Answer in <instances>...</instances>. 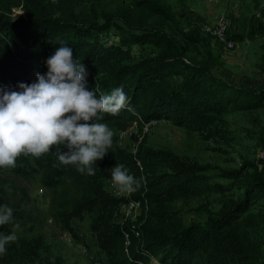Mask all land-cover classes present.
<instances>
[{
	"label": "trees",
	"instance_id": "16d2710c",
	"mask_svg": "<svg viewBox=\"0 0 264 264\" xmlns=\"http://www.w3.org/2000/svg\"><path fill=\"white\" fill-rule=\"evenodd\" d=\"M155 3L149 8L160 13L164 21L132 20L129 10L106 13L101 18L99 12H77L68 4L55 9L50 0L4 1L0 4V87L34 81L38 72L47 71L45 60L55 46L67 42L87 69L90 89L96 87L97 94L103 95L123 87L129 98L128 106L118 113L101 114L100 119L107 123L169 120L210 132L214 115L228 111L233 104L245 108L261 105L264 87L226 83L217 79L207 64L191 62L188 44L198 40L182 30L178 31L180 38L171 35L166 24L174 23L175 16L169 6ZM15 6H21L24 14L12 16ZM236 34L229 33L233 40ZM112 35L119 41L110 42ZM135 43L143 48L137 58L129 53ZM108 152L104 166L123 163L130 173L139 176L140 185L130 199L142 200L148 211L135 221L115 222L108 203L103 204V213L93 217L92 229L100 235L107 264H205L206 260L227 264L228 255L237 264H264L260 246L246 228L242 234V230L231 227H241L237 222L253 200L264 204V158L261 174L254 176L250 187L241 189L237 200L210 213L204 223L184 224L173 222L170 203L192 195L207 178V167L171 151L144 146L132 153L112 145ZM25 156L20 155L17 161ZM40 159L56 182L84 178L75 165L62 164L52 152ZM74 215L82 217L81 212ZM155 257L156 263H150Z\"/></svg>",
	"mask_w": 264,
	"mask_h": 264
},
{
	"label": "rangeland",
	"instance_id": "374dc122",
	"mask_svg": "<svg viewBox=\"0 0 264 264\" xmlns=\"http://www.w3.org/2000/svg\"><path fill=\"white\" fill-rule=\"evenodd\" d=\"M155 1L169 6L175 16L174 23L166 24L171 35L180 38L178 31L182 30L198 40L188 44L191 62L207 64L215 77L226 83L252 89L264 87V0H50V6L57 9L68 4L77 12H99L101 18L106 13L129 10L132 20L164 21L160 13L149 8ZM19 14H24L22 7H13L12 16ZM216 16H224L230 32L237 33L232 47L203 31V23ZM109 41L117 42L119 37L112 35ZM142 49L135 43L129 53L137 58ZM108 124L114 132L112 145L128 152L135 153L140 146L171 151L190 163L207 167V178L192 195L170 203L173 222L204 223L210 213L237 200L241 189L250 187L254 176L262 171L264 95L260 106L245 108L235 103L228 111L214 115L210 132L169 120H152L147 129V123L137 121ZM40 158L28 155L16 161L15 167L0 169V204L10 206L14 215L10 223L0 226V231L17 236L0 254V264H95L98 259L107 264L100 235L92 229L93 217L103 213V204L108 203L113 221H135L147 206L142 204L134 214L126 212L124 205L133 190L120 191L113 186L110 175L115 165L104 166V157L93 164L95 174L84 172V178L58 182L43 168ZM259 203L263 202L253 200L246 209L237 222L241 227H231L242 230V234L246 228L260 246L259 256L264 261V204ZM78 212L82 217L74 215ZM65 233L71 235L72 242L67 241ZM156 261L155 257L150 263ZM214 261L206 260L205 264ZM226 263L237 264L231 255Z\"/></svg>",
	"mask_w": 264,
	"mask_h": 264
},
{
	"label": "clouds",
	"instance_id": "9594fccd",
	"mask_svg": "<svg viewBox=\"0 0 264 264\" xmlns=\"http://www.w3.org/2000/svg\"><path fill=\"white\" fill-rule=\"evenodd\" d=\"M45 64L47 71L38 72L31 83L0 87V169L15 167L22 154L39 157L52 152L62 164L95 174L93 164L109 153L114 136L100 116L118 113L129 98L123 87L103 95L96 87L90 89L87 69L67 42L55 46ZM110 179L120 191L140 185L123 163L111 169ZM13 219V209L0 204V226ZM16 239V233L0 231V254Z\"/></svg>",
	"mask_w": 264,
	"mask_h": 264
},
{
	"label": "built area",
	"instance_id": "2783aa9c",
	"mask_svg": "<svg viewBox=\"0 0 264 264\" xmlns=\"http://www.w3.org/2000/svg\"><path fill=\"white\" fill-rule=\"evenodd\" d=\"M208 1H214V0H208ZM202 29L206 33L218 39L220 42L224 43L227 47H232L234 45V40L229 35L230 33L229 22L224 16H216L213 21L203 23ZM150 122L146 124V129L148 128ZM131 174L133 173L131 172ZM141 207H142V201L140 199H130L124 205L126 212L129 214H134L138 212L141 209ZM64 236L66 237L67 241L72 242V238L69 233H65ZM125 243L126 245L130 243L128 235H126ZM95 264H105V262L98 259L95 261Z\"/></svg>",
	"mask_w": 264,
	"mask_h": 264
},
{
	"label": "water",
	"instance_id": "95a60500",
	"mask_svg": "<svg viewBox=\"0 0 264 264\" xmlns=\"http://www.w3.org/2000/svg\"><path fill=\"white\" fill-rule=\"evenodd\" d=\"M263 158H264V156H263Z\"/></svg>",
	"mask_w": 264,
	"mask_h": 264
}]
</instances>
